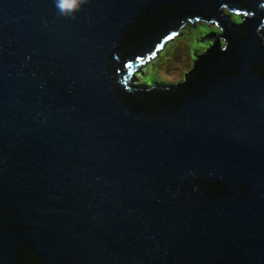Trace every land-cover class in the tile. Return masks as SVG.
<instances>
[{
    "label": "water",
    "instance_id": "95a60500",
    "mask_svg": "<svg viewBox=\"0 0 264 264\" xmlns=\"http://www.w3.org/2000/svg\"><path fill=\"white\" fill-rule=\"evenodd\" d=\"M56 4L0 0V182L35 180L19 188L25 211L83 224L69 264H180V246L181 264L220 246L228 264H264V0ZM224 7L252 15L243 31ZM195 18L224 30V50L217 39L197 55L226 53L218 68L195 61L186 82H155H193L173 96L131 84ZM3 202L0 254L23 232Z\"/></svg>",
    "mask_w": 264,
    "mask_h": 264
},
{
    "label": "flooded vegetation",
    "instance_id": "af4514ba",
    "mask_svg": "<svg viewBox=\"0 0 264 264\" xmlns=\"http://www.w3.org/2000/svg\"><path fill=\"white\" fill-rule=\"evenodd\" d=\"M157 19L158 17H156ZM261 26L262 30L260 32H263L264 18ZM262 39L264 40V33ZM0 181H2V177ZM19 188L23 191L26 189L38 191L40 187L35 180L30 186L26 187L23 185L14 187L0 182V196L4 201L2 203V215L8 211H19V218H16L18 223H8L7 226L12 229H23L22 235L0 254V264H69L68 241L73 239L74 234L81 235L83 224L81 226L75 218L72 221L73 224L68 221L65 224L66 229H63L61 223L53 217L50 208L44 211H38V208H33L29 212L25 211L24 197L19 193ZM15 193L19 196V200L16 202L13 197ZM78 208L74 207V210ZM14 215H18V213H14ZM29 217L33 219L31 220ZM186 251V247L180 246V264L187 258ZM228 256L226 250L224 251L221 246L217 247V251L208 257V264H228L230 261Z\"/></svg>",
    "mask_w": 264,
    "mask_h": 264
},
{
    "label": "rangeland",
    "instance_id": "374dc122",
    "mask_svg": "<svg viewBox=\"0 0 264 264\" xmlns=\"http://www.w3.org/2000/svg\"><path fill=\"white\" fill-rule=\"evenodd\" d=\"M222 10L224 15L229 16L234 23L241 22L243 17L252 16L245 12H231L226 7ZM193 22L189 20L181 29L180 34L163 46L155 59L137 70L138 75L132 78L131 84L149 85L150 88L147 89L152 90L154 87L157 89L155 82L172 85L184 83L186 74L194 69L195 61H199L197 55L206 54L208 48H212L217 39L220 50H224L228 45L225 38L219 36L224 34V30L216 22H207L198 18H195ZM211 33L216 36L206 37ZM162 88L165 90L169 87Z\"/></svg>",
    "mask_w": 264,
    "mask_h": 264
},
{
    "label": "trees",
    "instance_id": "16d2710c",
    "mask_svg": "<svg viewBox=\"0 0 264 264\" xmlns=\"http://www.w3.org/2000/svg\"><path fill=\"white\" fill-rule=\"evenodd\" d=\"M243 23V19H241V22H238L237 24H238V26H237V29L239 30V31H243L246 27V25L245 26H241V25H239V24H242ZM209 49V48H208ZM213 52V50L211 49L210 50V53H212ZM214 52H216L215 54L213 53V55H212V58L208 61V59L204 56V58H202L201 59V61L199 62V65H200V67L201 66H203L206 62L209 64V65H212V66H214V67H216V68H218L217 67V62L219 61V60H221L223 57H224V54L226 55V53H222V55L221 54H218L217 53V51L215 50ZM229 53V52H228ZM204 59V60H203ZM221 67H222V69H226V68H228V69H231V66H230V64L229 63H225V64H223V65H221ZM259 66L257 65V68H258ZM138 74H137V71L136 72H134V74H133V76H132V78L133 77H135V76H137ZM198 75H200V74H198ZM190 77H192V75H190ZM132 80V79H131ZM134 80V79H133ZM202 81V78L201 77H199V82H201ZM130 83H132V82H130ZM191 83H193V82H191ZM191 83H189V85H188V87H190V84ZM165 86V85H164ZM170 86V85H169ZM188 87H184L183 89H181V90H179V91H177V92H171V93H165V91H163V90H161L162 89V87L160 86V85H158L157 86V88H159V90L161 91V93H159V94H155V93H151V94H149V96L153 99V98H155V97H159V98H162V97H165V96H173V95H176V94H179V93H182L183 94V92H185V90L188 88ZM147 88H150V87H147ZM150 90V89H149ZM158 90V89H157Z\"/></svg>",
    "mask_w": 264,
    "mask_h": 264
},
{
    "label": "clouds",
    "instance_id": "9594fccd",
    "mask_svg": "<svg viewBox=\"0 0 264 264\" xmlns=\"http://www.w3.org/2000/svg\"><path fill=\"white\" fill-rule=\"evenodd\" d=\"M87 0H73V6L71 7H65L66 0H57V8L58 10L63 14L66 13L69 10L75 11L78 7V5L86 3Z\"/></svg>",
    "mask_w": 264,
    "mask_h": 264
},
{
    "label": "snow or ice",
    "instance_id": "6c2138e0",
    "mask_svg": "<svg viewBox=\"0 0 264 264\" xmlns=\"http://www.w3.org/2000/svg\"><path fill=\"white\" fill-rule=\"evenodd\" d=\"M73 6V0H66L65 7Z\"/></svg>",
    "mask_w": 264,
    "mask_h": 264
}]
</instances>
